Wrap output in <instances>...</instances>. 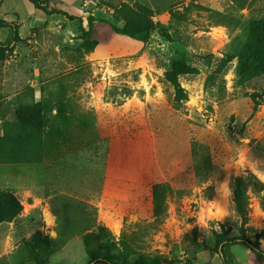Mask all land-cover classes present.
I'll list each match as a JSON object with an SVG mask.
<instances>
[{
  "label": "rangeland",
  "instance_id": "obj_1",
  "mask_svg": "<svg viewBox=\"0 0 264 264\" xmlns=\"http://www.w3.org/2000/svg\"><path fill=\"white\" fill-rule=\"evenodd\" d=\"M63 1L67 9L50 6L94 19L88 39L96 47L88 50L78 20L45 16L27 0L0 4V19L15 12L22 22L14 43L0 27V136L4 121L40 103L47 120L43 157H63L0 165V180L23 183L22 212L33 207L24 223L17 220L22 230L0 242V253H14L0 264H32L26 250L35 232L51 239L48 264H87V233L114 243L116 255L124 240L131 262L149 256L161 264H222L211 234L222 224L229 236L243 234L264 249V183L251 171L264 172V75L239 81L234 56L250 23L264 17V0H151L152 19L169 39L152 32L146 44L102 22L113 11L101 0ZM30 16L33 23L25 21ZM178 58L191 68L179 77L183 101L164 80ZM60 101L73 113L69 122L56 118ZM235 177L247 182L246 219L234 211ZM176 179L185 182L175 185ZM161 182L172 184L153 206L150 184ZM46 212L55 216L52 227L45 226ZM243 250L232 248L240 260Z\"/></svg>",
  "mask_w": 264,
  "mask_h": 264
},
{
  "label": "trees",
  "instance_id": "obj_2",
  "mask_svg": "<svg viewBox=\"0 0 264 264\" xmlns=\"http://www.w3.org/2000/svg\"><path fill=\"white\" fill-rule=\"evenodd\" d=\"M34 8L41 10L44 14L59 13L60 11L48 9L49 0H27ZM160 1V0H157ZM152 1V2H157ZM2 0H0L1 4ZM151 0H101V4L113 11L110 19L103 20L107 23L112 31L119 35L135 39L146 44L152 32H157L161 37L169 39V34L165 27L152 19V9L148 6ZM67 16L68 19L79 21V30L85 36L82 40L87 43L88 50L96 47L95 41L89 40L92 34L94 19L88 17L87 31L81 28V20L73 16ZM0 27L9 28L11 36L9 43L19 41L16 26L7 21L0 19ZM235 58L238 59L236 67V76L239 81L248 82L264 75V17L253 20L249 25L248 35L236 52ZM191 71L188 63L183 58L173 59L168 69L165 70L164 80L172 87L176 101L187 100L185 89L179 82V77ZM257 94L253 95V101L256 102ZM56 118L64 122L74 119V116L67 117V114H73L66 101H60L56 105ZM66 116V117H65ZM69 120V121H68ZM47 120L44 118L40 103L20 109L15 121H4L3 135L0 136V165L4 164H42L48 159L59 160L63 157H43L45 149V140L43 139V129L47 126ZM94 125V123H93ZM56 126V125H55ZM88 126V125H87ZM51 130L49 133H52ZM58 134V131L55 130ZM48 132H45V135ZM67 137L65 140L67 142ZM64 140V141H65ZM62 141V142H64ZM61 147V146H60ZM59 147V148H60ZM196 158V157H195ZM194 159V157H193ZM190 168L195 171L194 160ZM185 180H173V184H180ZM169 182L150 184L149 196L153 206L158 205L164 200L166 192L170 190ZM232 202L236 215L241 219H246L249 211L246 191L247 182L243 177H235L231 184ZM22 205L17 197L10 192L0 191V224L16 222L22 211ZM214 238L213 250L220 254L222 264H232L233 255L231 247L242 245L255 256L264 261V251L258 242H251L243 234L238 236H229L224 225H220V233L211 232ZM82 244L87 256V264H161L156 257L141 256L138 261H129V248L124 240L120 241V253L112 254L117 250V246L112 243L102 244L95 242L93 233H87L82 237ZM27 260L32 264H48L50 257L54 253L51 239L42 238L39 232H35L27 244Z\"/></svg>",
  "mask_w": 264,
  "mask_h": 264
},
{
  "label": "crops",
  "instance_id": "obj_3",
  "mask_svg": "<svg viewBox=\"0 0 264 264\" xmlns=\"http://www.w3.org/2000/svg\"><path fill=\"white\" fill-rule=\"evenodd\" d=\"M52 1H54L55 3H59L61 5H63L62 7H64V9H67L69 6L67 5V3L63 0H49V3H48V9H54V10H58L61 12V15H63L64 17L67 18L66 15L64 14H67L69 16H73L76 18L75 15H71L70 13L62 10V9H58V8H55L54 6H50ZM53 2V3H54ZM87 4V1L83 2L82 6L80 8H83L85 5ZM34 10H36V8H34ZM64 11V12H62ZM43 14V13H42ZM10 16V19H7V21L9 22H12L16 27H18V25L22 24V22L20 23V20H19V16L17 15V13H11V14H8ZM35 15V13H34ZM45 16H48V17H51V16H54V15H60L59 13H53V14H44ZM34 16H30V17H27V19H25V21L29 22V23H33L34 21ZM2 20V19H1ZM86 23V26H87V21L86 19L83 21H81V28L84 29V31H86V27L83 23ZM6 29H9V28H6ZM9 32H10V29H9ZM4 165H13V164H4ZM17 165V164H15ZM0 191H4V192H10L12 193L15 197L18 198V200L20 201L21 197L22 196V192L24 191V186H23V183L21 181L17 179H6L4 178L3 180H0ZM24 193V192H23ZM21 205H23V202L20 201ZM30 206V205H29ZM33 207H30L29 210H27L26 212H22L20 213L19 215V219L22 223L25 222V219L28 218L29 216V213L31 212ZM20 221H16V222H10V223H1L0 224V242H3V241H8L9 239L11 240L15 235H16V232L17 230H22L23 227H18V226H21L22 223H20ZM15 228L14 231H12L13 229ZM234 247V246H233ZM231 247V253L233 255V262L232 264H243V260L245 259V264H250V260L252 259L251 263L252 264H263L264 261L260 260L258 257L256 259V256L254 254H252L249 250H243V252H241L242 256H243V259H238L236 258V256L234 255V253L232 252V248ZM262 248V247H261ZM263 249V248H262ZM264 250V249H263ZM10 254V255H9ZM13 252L12 253H0V259L1 258H6L7 260H9V258H11L13 256Z\"/></svg>",
  "mask_w": 264,
  "mask_h": 264
},
{
  "label": "clouds",
  "instance_id": "obj_4",
  "mask_svg": "<svg viewBox=\"0 0 264 264\" xmlns=\"http://www.w3.org/2000/svg\"><path fill=\"white\" fill-rule=\"evenodd\" d=\"M240 167H243L244 164H245V159L244 157L242 156L241 159H240ZM253 175L261 182V183H264V172H261L259 171L257 168H252L251 169ZM45 226L46 227H52L54 226V222H55V216L51 213V212H46L45 213ZM41 231L44 232L46 235H51L52 238H55L56 236V233L55 232H47L45 231L44 228H41Z\"/></svg>",
  "mask_w": 264,
  "mask_h": 264
}]
</instances>
